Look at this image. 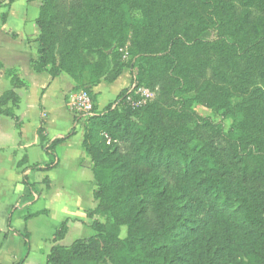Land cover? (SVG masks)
I'll use <instances>...</instances> for the list:
<instances>
[{"label": "trees", "instance_id": "1", "mask_svg": "<svg viewBox=\"0 0 264 264\" xmlns=\"http://www.w3.org/2000/svg\"><path fill=\"white\" fill-rule=\"evenodd\" d=\"M40 2L34 73L97 86L114 44L128 45L137 68L114 104L94 107L81 142L96 184L88 217L104 222L70 247L53 244L45 264H264V0ZM210 32L214 42L203 38ZM225 66L240 68L233 86ZM0 70L11 86L0 115L17 127L14 90L28 86ZM139 89L154 99L138 105Z\"/></svg>", "mask_w": 264, "mask_h": 264}, {"label": "rangeland", "instance_id": "2", "mask_svg": "<svg viewBox=\"0 0 264 264\" xmlns=\"http://www.w3.org/2000/svg\"><path fill=\"white\" fill-rule=\"evenodd\" d=\"M7 4L8 0H0V8L3 12L1 15L6 14ZM33 14L34 8L31 7L29 11L30 20L34 18ZM203 38L209 42L216 40L212 32L206 33ZM127 47L128 45L121 47L114 44L111 49L105 52L107 69L99 83L107 84L99 102L102 107L114 104L113 100L106 105L108 99H112L116 92L118 93L125 85H128L127 83L136 74L137 68L132 67V59L128 54ZM84 59L89 62L93 61L94 57L87 55ZM234 69L235 73L226 66L222 67L223 77L229 81L233 80L232 74L236 76L237 73H240V68L238 70V67L235 66ZM10 71L15 72L14 75L18 74L15 70ZM48 75L47 82H44L42 76H36L30 84V90L21 94L22 108L20 111H16V115L24 117V123L30 133L28 138L30 142L34 141L33 134L36 135L37 141L28 151L29 162H27L31 169V175L27 180L26 175L22 173L24 189L20 196H16L15 202L16 191L11 194L10 186L8 187L11 180L5 178L7 181H2L0 184V192L2 191L4 196V198L0 197V264H16L22 259L25 261L24 258L30 249V234L26 226L28 220L34 221L28 228L30 227L35 236V243L36 240L41 239L43 230L51 229L55 233L57 230H62L61 225L65 224L64 237L55 243L52 238L48 241L45 249L53 244L70 247L73 242L93 235L90 225L94 220L104 222L98 216L88 217V213L94 210L97 203L93 197L96 184L91 173V162L81 148L88 120L93 116L95 106L98 110V101L94 102L93 99V96L96 98L98 94H95L93 89L99 84L92 87V85H88L87 80L83 82L84 88L78 87L76 89L74 82L64 76L58 83L53 84V87L48 88L43 96L44 89L42 90V88H45L49 81L50 75ZM18 76L20 77V75ZM231 85L233 86L232 82ZM10 88V83L4 86L0 82V93ZM27 90L28 87L25 91ZM61 90L66 91L63 92V97H61ZM136 95L141 99L137 103L140 105L146 101H152L155 94L146 89H139L136 91ZM42 96L47 111L41 107ZM29 99L35 101L36 105L28 106ZM237 99L239 98L234 100L236 104L240 101ZM105 107L98 112H103ZM193 109L200 117L220 123L224 129H227L229 122L215 115L206 106L198 104L194 105ZM10 121L5 118L0 119L1 130L10 133L6 138H3V132L0 131V147L6 148V153L3 151L0 154V172L4 165L8 170L14 169V162L8 151L13 148L16 141L15 129H13L15 123ZM7 124L10 126L6 127ZM21 135L19 134V136ZM58 139H63V141L52 147L51 143ZM16 155L15 159L23 163V167L19 169L25 172L28 168L25 166L26 154L23 151H17ZM12 202L14 204L8 206ZM4 205L8 207H4ZM13 222L14 229L20 230L22 233L13 229ZM120 231L119 236L123 238L126 229L122 227ZM12 233L15 235L12 236ZM11 246L19 249L21 253L19 261L16 260ZM37 258L34 255L28 264H45V261H42V255Z\"/></svg>", "mask_w": 264, "mask_h": 264}, {"label": "crops", "instance_id": "3", "mask_svg": "<svg viewBox=\"0 0 264 264\" xmlns=\"http://www.w3.org/2000/svg\"><path fill=\"white\" fill-rule=\"evenodd\" d=\"M31 7L34 8V14H33L34 18L30 20L29 11L31 10ZM39 7H40V0H13L12 4L7 8L5 22H1L0 20V64L3 66L4 70L17 71L18 75H20V77L24 79L28 84L27 91L23 89L14 90V92L18 95L20 99L18 108L14 110L15 116L18 118V123H17L18 126L16 127L15 125L16 123L14 122L15 124L13 126L15 127H13V129H15L16 141L13 145V148L9 150L8 152H9L10 158L14 162L13 167L15 171L12 168H11L12 170H8L7 167L4 165L2 166V171L0 172V184L2 181H7L5 178H8L11 180L10 183L8 184V187L10 186L9 191H11V194H13V192L16 191L14 202L16 200V196L17 197L20 196L24 189V185L22 184V173L26 175L27 180L31 175V169L29 168V165H28V162H29L28 151L31 146L36 144V141H37L36 135L33 134L32 137L34 141L30 142V139H28L30 137L29 136L30 133L27 129V126L24 123V117L16 115V111H20L22 108L23 101H22L21 94L24 92H28L30 90L29 89L30 84L36 78V76H42L44 78V82H47L48 80V77H47L48 73L42 72V73L36 74L31 69V62L37 59L38 49H39L38 43L36 42V38L38 36V29L35 25V19L37 17V15L35 14L36 12H38ZM1 10L2 9L0 8V15L1 13H3L1 12ZM64 76L66 75L61 74L56 78H51L49 76V81L46 87L42 88V90L44 89L43 96L45 95L48 88L53 87V84L58 83V81L62 79ZM0 82L3 83L4 86L7 85V83H9L8 80L4 77L2 71H0ZM127 84L128 85H125V87H123L121 90L128 88L131 84V80ZM106 85L107 84H104V83L99 84L97 87L93 89L94 93L98 94L97 95L98 111H100L101 109L105 107V105L104 107H102L99 104V102L101 98L103 97V92H104ZM5 91H2L0 95ZM61 92H62L61 97H63L64 96L63 92L65 93L66 91L61 90ZM118 93L116 92L115 95L112 97V99H108V103H106V105L111 103L116 98ZM43 96L41 97L40 104H41V107H44L47 111L48 109L46 108ZM29 100H28V106H31L32 104L36 105L35 101H32L31 99ZM2 118L9 119V121L10 120L14 121L12 118L0 115V119ZM9 126L10 124L6 125V127H9ZM0 131L3 132L2 133L3 138H6L8 134H10L9 132L2 131L1 128H0ZM19 134H22V135L19 136ZM3 151H5L6 153V148L0 147V154H2ZM17 151L18 152L23 151V153H25L27 156L25 166H27L28 168L26 167L27 169L25 172L24 171L22 172V170L19 169V168H22L23 165L21 167H17V163L20 161V160L15 159L17 156L16 155ZM7 170L9 171V173ZM15 188L16 190H14ZM0 197L4 198V196L2 195V191L0 192ZM1 201L3 202V199ZM14 202L10 203V205L8 204V206H12ZM5 206L7 205H4V207ZM32 222L34 221L28 220L26 222V226L28 229L27 231L30 234V245H29L30 249L26 255V258L23 264H28V262L30 261L32 257H34V255L36 256V258L37 257L39 258L42 255V261H45V257L48 254L51 245H49L48 246L49 248L47 249H45V246H47L48 241L53 238V234H54L53 230L45 229L42 232L41 239L39 241L36 240V243H35V240H34L35 236L33 232L30 230V227L28 228V226H30ZM12 225L14 229V222L12 223ZM17 231L22 233L20 230H17ZM11 235L13 236L15 234L12 233ZM11 248L14 251L16 260L19 261L21 259V253L19 249H17L14 246H11Z\"/></svg>", "mask_w": 264, "mask_h": 264}]
</instances>
